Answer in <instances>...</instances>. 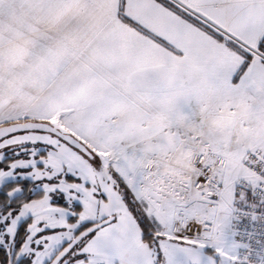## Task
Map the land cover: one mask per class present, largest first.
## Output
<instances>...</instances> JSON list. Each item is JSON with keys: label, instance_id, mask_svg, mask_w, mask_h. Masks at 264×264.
Returning <instances> with one entry per match:
<instances>
[{"label": "snow or ice", "instance_id": "snow-or-ice-1", "mask_svg": "<svg viewBox=\"0 0 264 264\" xmlns=\"http://www.w3.org/2000/svg\"><path fill=\"white\" fill-rule=\"evenodd\" d=\"M0 264H264V0H0Z\"/></svg>", "mask_w": 264, "mask_h": 264}]
</instances>
